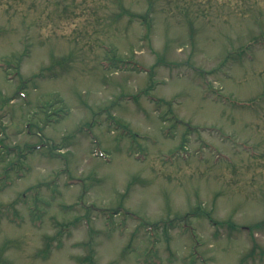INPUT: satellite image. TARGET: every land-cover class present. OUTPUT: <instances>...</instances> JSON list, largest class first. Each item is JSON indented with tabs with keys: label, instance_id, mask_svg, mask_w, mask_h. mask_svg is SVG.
Wrapping results in <instances>:
<instances>
[{
	"label": "rangeland",
	"instance_id": "obj_1",
	"mask_svg": "<svg viewBox=\"0 0 264 264\" xmlns=\"http://www.w3.org/2000/svg\"><path fill=\"white\" fill-rule=\"evenodd\" d=\"M263 39L264 0H0V264H264Z\"/></svg>",
	"mask_w": 264,
	"mask_h": 264
},
{
	"label": "trees",
	"instance_id": "obj_2",
	"mask_svg": "<svg viewBox=\"0 0 264 264\" xmlns=\"http://www.w3.org/2000/svg\"><path fill=\"white\" fill-rule=\"evenodd\" d=\"M148 15H149V13H148ZM148 15L147 14L143 15V20L146 21V24L148 26V29H150L151 28V22L149 23L150 20L147 18ZM139 16H141V15H139ZM49 248L50 247L47 245L46 250L49 251ZM87 259L90 260V264H96L95 260H93V258H92V255H91V257L90 256L87 257Z\"/></svg>",
	"mask_w": 264,
	"mask_h": 264
}]
</instances>
